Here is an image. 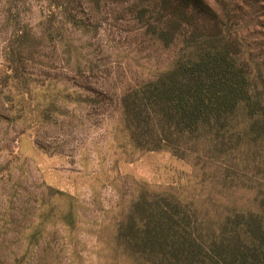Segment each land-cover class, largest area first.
<instances>
[{"label":"rangeland","instance_id":"rangeland-1","mask_svg":"<svg viewBox=\"0 0 264 264\" xmlns=\"http://www.w3.org/2000/svg\"><path fill=\"white\" fill-rule=\"evenodd\" d=\"M252 2L241 5L243 27L263 75L264 0ZM77 4L86 27L66 24L47 37L44 0H0V239L22 255L27 234L41 226L40 242L59 264H124L116 228L142 189L174 194L205 221L258 209L264 158L254 149L211 160L133 145L122 93L168 67L175 49L144 34L128 1ZM22 33L35 37L25 99L4 80Z\"/></svg>","mask_w":264,"mask_h":264},{"label":"trees","instance_id":"trees-1","mask_svg":"<svg viewBox=\"0 0 264 264\" xmlns=\"http://www.w3.org/2000/svg\"><path fill=\"white\" fill-rule=\"evenodd\" d=\"M44 1L47 17L41 25L47 37L62 35L66 24L86 27L79 16L81 0ZM86 1L130 2L144 34L165 49H175L168 67L122 93L124 129L136 148L211 160L254 149L264 158V72L253 54L257 42L244 31L248 17L241 6L254 9L256 2ZM20 37L19 46L7 58L4 80L12 82L25 99L34 75L26 64L35 53V37L23 33ZM261 200L258 209L231 208L220 221L211 222L170 192L142 189L117 224L121 260L124 264H264V193ZM43 232L38 226L27 234L22 255L14 250V243L0 239V264H59L51 246H42Z\"/></svg>","mask_w":264,"mask_h":264}]
</instances>
